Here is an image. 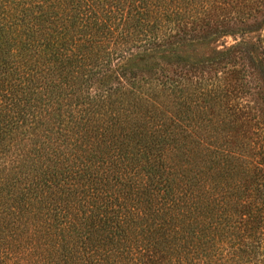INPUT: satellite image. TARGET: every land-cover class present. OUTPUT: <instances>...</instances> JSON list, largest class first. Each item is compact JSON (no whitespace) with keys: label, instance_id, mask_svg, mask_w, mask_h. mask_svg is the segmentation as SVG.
I'll return each instance as SVG.
<instances>
[{"label":"trees","instance_id":"16d2710c","mask_svg":"<svg viewBox=\"0 0 264 264\" xmlns=\"http://www.w3.org/2000/svg\"><path fill=\"white\" fill-rule=\"evenodd\" d=\"M239 2L0 0V264H264Z\"/></svg>","mask_w":264,"mask_h":264},{"label":"rangeland","instance_id":"374dc122","mask_svg":"<svg viewBox=\"0 0 264 264\" xmlns=\"http://www.w3.org/2000/svg\"><path fill=\"white\" fill-rule=\"evenodd\" d=\"M240 1V2H239ZM239 4L232 11L229 28L233 34L222 35L210 48L222 51L238 44L232 51L236 58L231 78H235L236 103L264 109V0H238ZM208 49H204L205 52ZM238 51V52H237ZM256 141L258 149L264 151V116L256 123Z\"/></svg>","mask_w":264,"mask_h":264}]
</instances>
